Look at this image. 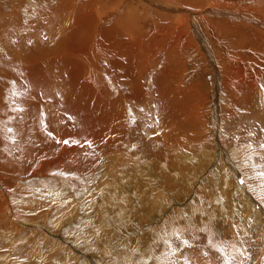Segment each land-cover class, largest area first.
I'll list each match as a JSON object with an SVG mask.
<instances>
[{
  "label": "rangeland",
  "instance_id": "rangeland-1",
  "mask_svg": "<svg viewBox=\"0 0 264 264\" xmlns=\"http://www.w3.org/2000/svg\"><path fill=\"white\" fill-rule=\"evenodd\" d=\"M42 1L45 0H33L34 4H31L28 0H23L27 7L25 8L26 10L24 9V11L18 8L22 13L16 10L12 12L13 16L16 15L15 17L11 16L13 20L17 22L16 20L19 19L16 26L19 27L21 24L25 27L24 24L35 23L34 20L41 13L39 9L43 7L41 6ZM207 1L205 0L206 4L208 3ZM45 3L46 1L44 5H46ZM48 3L51 4L50 0H48ZM254 3L264 5V0L262 2L261 0L251 2L250 5ZM232 6L234 7V5ZM233 7H230L231 11L234 10ZM125 10L123 8L119 12L114 13L109 21L111 22L120 13L121 15L118 17L123 19L124 16L122 13ZM235 12L238 11L236 10ZM24 33L26 32L21 33L19 37L25 35ZM10 43L15 48L13 45L16 43H12V41H5L4 43L0 35V78H5L3 73H9V62L6 63V61H9L7 60L9 54L13 55L9 50V47H11ZM2 49L3 51H1ZM248 56L251 58L249 60L251 69L248 72L253 74V76H257L255 82L260 79L259 82L262 83L264 88V77L261 79V75L264 74V50H254ZM186 61L188 62L187 65L190 64L189 68L191 70H193L195 65L199 67L197 57H192ZM208 67L211 68L210 70L214 71L215 69L218 71L217 79H219L218 81L221 85L222 81L220 80H222V77L216 64ZM201 69L198 68V71L194 69L193 79L191 78V80H195L197 74L199 76ZM169 70L172 73L174 72V74L178 71V69L173 71L172 68H169ZM157 71L158 69L154 71L155 74ZM154 72L150 74L151 77L154 75ZM27 81L30 82L29 80ZM174 81L176 82V79L165 80L168 84L167 89L170 92L175 90L172 93L176 92V83ZM204 81L207 87H212L213 80L209 75L204 76ZM49 82L50 90L52 92L56 90L60 93L61 97H71L72 99L84 98L88 100L90 104L88 103V108L85 102V112L89 116L87 118L89 122L93 120L91 116L96 119V116L102 110L113 109L114 107L110 102L122 91V86L120 87L117 83H114L117 87L115 89L116 93L109 92L106 89L89 90L88 88L86 89V86L82 85V80L75 82L62 81L58 77L57 71L54 70L50 71ZM149 82L151 86L149 83L150 87L146 89V97H150L153 90V81L151 78ZM14 83L16 84L11 88L13 91L21 87L19 82L14 81ZM171 88H174V90H171ZM22 91L24 92L23 87ZM25 93L27 96L31 95L32 97L33 95L32 89L26 90ZM188 94L187 97L189 100H186V94L180 95L185 99L184 102L186 105L181 101L178 102L177 107L179 109L183 106L185 110H188V117L186 118L191 119L194 116L191 110H194L195 103L198 102V96L195 90L189 91ZM225 95L222 97L223 100L221 99L223 102L219 101L216 112L210 113V111L204 109L205 125H203L200 119L201 122L199 121V124L193 123L191 126H188L192 121L186 120L184 125L186 129H183L182 125L179 129L181 130L180 133H174L178 130L173 132L175 135H179V141L176 139V148H163L164 151L163 149L160 150L162 148L159 143L160 141L155 142L153 140V143L149 144L150 146L147 145V153H145L147 156H145L143 154L144 149L138 148L137 152L136 149L128 148L122 142L119 145V149L115 150L123 154L122 157H119L120 160H118L119 158L116 159L119 156L117 153L114 154L108 151L109 144L114 138L113 135L116 137L117 134L116 131H111L107 133L109 136L103 139L102 137H97L98 140L82 142L81 150L75 153L72 152L73 155L70 156L69 163H63V165H70L72 162H74L73 165L76 164V168L72 165V167L68 168L63 167L69 170V175H60L58 173L41 175V173L36 171L35 160L40 158L41 160L37 164H42L41 166L45 167L46 164L48 166L51 162L61 158L63 154L67 156L69 153H66V144L62 143V141H67L66 132H60L63 127H58L57 129L59 130H57L54 136L52 135L51 139L45 137L46 142H51V140L52 142L49 145L50 148L44 150L45 153H43L42 157L36 155L29 158V160L25 159L26 162L22 159L21 166L14 167L12 164L5 165V169H8L9 172L7 174L1 172L0 176H4L5 179L12 176L11 178L16 183L13 181L15 184L14 189L9 190L7 183H1L0 181V264H205L204 261H206V264H264V176L261 175L262 171L264 173V147H261V145H264V121H260L262 124L261 127L249 128L250 130L245 129L254 123L252 122V118L256 113H260L259 110H261L264 117V101L258 98L259 95H257L253 88L239 93V96H236V103L234 102L235 104L232 106L234 108L233 114L235 115L232 125H225L223 116V110L227 104V95ZM194 97L196 98L194 99ZM178 98L180 99V97ZM8 100L9 95L6 97V101ZM143 103H140L141 106H139L142 107ZM2 106H5L4 100L0 104V107ZM211 111H213V107ZM6 116L9 117L7 121L8 127L12 129V132H9L7 135L12 138V142L9 139L5 140L4 143L8 149L3 148L1 149L2 152L11 153L13 148L9 149V146L15 147L18 145L23 154V140L26 143L28 142L30 150L40 148L36 129L37 127L38 129L41 128L43 126L42 123H29L28 128L23 129V133L25 134L18 137L17 132L22 130V114L16 104H12L11 108L6 111ZM63 118L61 115V119ZM126 118L128 124L126 126L130 128L133 126L132 124L138 121L139 116L134 112L128 114ZM66 120L57 123L62 126ZM242 120L245 124L241 123ZM128 121H130V124ZM186 122L188 123L186 124ZM42 128L45 129L43 131L45 134L48 129L47 127ZM166 130L169 131V128H166ZM149 131L151 133L149 132V135L147 134L145 141L143 139L145 144L153 136L155 140L162 137L158 133L161 131L159 128L158 132L154 130ZM46 135L49 134L46 133ZM151 151H154L153 157ZM180 152H185L188 156H192L196 162L193 161L194 163L191 164H183L181 170H174L173 167L181 164L180 160H182V156ZM130 154L132 156L134 154V156L132 157ZM121 158L123 159L121 160ZM220 158H223L225 164L229 162L228 164L233 169V176H231V183L228 187H223L221 179L219 180L214 174L219 169ZM169 160L175 165L173 166L170 162L167 163ZM5 161L9 162V158L6 157ZM140 162L143 164L140 165ZM81 166L82 170H80L82 173L78 170ZM242 166L244 167L242 168ZM26 168L32 169L27 170ZM126 170H129L130 173L133 172V174L131 173L126 176ZM9 173H13V175H9ZM69 180L73 182V185L69 183L65 184V181ZM158 180L164 181L160 183ZM124 182L126 185H124ZM124 186L127 188H124ZM218 198L222 199L220 200ZM140 199L141 201H139ZM161 201H163V205ZM158 203L160 205L159 207ZM125 216L128 220H126ZM167 221L169 224L166 223ZM181 226L184 230H181ZM112 229L115 230L113 231ZM152 229L156 230L157 233ZM176 230L178 233H176ZM182 232L184 235H182ZM159 233L160 235H157ZM176 235H180L184 240L180 239V237L177 239L178 236ZM121 237L125 239L122 240L123 238ZM171 238L174 240H171ZM214 240H217L216 243ZM112 241L115 245L110 243ZM164 241L166 242L164 243ZM181 241H187V246L182 244ZM120 244L122 246L124 245V247L126 245L127 249ZM178 244L180 247L177 246ZM217 249L220 250L218 251ZM162 252L164 253L161 254ZM158 253L160 256H158ZM153 257L155 258L154 262Z\"/></svg>",
  "mask_w": 264,
  "mask_h": 264
},
{
  "label": "bare ground",
  "instance_id": "bare-ground-1",
  "mask_svg": "<svg viewBox=\"0 0 264 264\" xmlns=\"http://www.w3.org/2000/svg\"><path fill=\"white\" fill-rule=\"evenodd\" d=\"M28 1L31 4L33 3V0ZM45 1L46 5H44ZM45 1H42L41 6L43 7L39 9L41 10V13L37 15L36 19L34 20L35 23L24 24L25 27L19 23L20 25L18 27L16 26V23L19 19L16 20L17 22H15L11 17L13 16L12 12L15 10L21 11L27 8L25 2H23V0L16 2L13 0H0L1 38L4 40V43L5 41H12V43H16L13 45L15 48L12 47L11 43V47H9V50L13 54H9V57H7V60L9 61H6V63L9 62V73H3L5 78H0V104L3 102V100L5 102V106L0 107V173L3 172L7 174L9 172L8 169H5L7 164H12L14 167L19 165L21 166L22 159H24L26 162L25 159L29 160V158L36 155H40L38 157H42L43 153H45L44 150H48L50 148L49 145L52 142V140L51 142H46L45 137H49V139H51L52 135L54 136L57 133V130H59L57 129L58 127H63L60 132H66V140L69 141V143L66 144V153H69L67 156L66 154H63L61 158L51 162V164L48 166L46 164L45 167L41 166L42 164H37L40 162V158L35 160L37 167L36 171L41 173V175H51L52 173L69 175V170L67 168L72 166L75 167L76 164L73 165L74 162H72L70 165H63V163H69L70 156L73 155L72 152L75 153L76 151L81 150L82 142H92L98 140L97 137H102L103 139L106 136H109L107 133L111 131H116L117 134L116 137L113 135L114 138L109 144L108 151L114 154L117 153L119 156L116 157V159L122 157L123 155L122 152L115 151L119 149V145L122 142L127 145L128 148L136 149L137 152L138 148L144 149L143 154H145L147 153V145L152 144L153 140L155 142L160 141L159 143L162 147L160 150L163 148L168 149L175 147L177 145L176 141H179V135H175L174 133H180L181 130L179 129L182 125L183 129H186L184 128L186 120L192 121L188 124V126H191L193 123L199 124L200 119L203 125H205V115L203 114L204 109H207L210 111V113L216 112L219 101L223 102L221 99L224 94L227 95V101L225 100L227 104L223 110L224 124L226 123L225 125H232V121L234 120L235 116L233 114L234 108L232 106H234L236 103V96H239V93L246 92L247 90L253 88L257 95H259L258 98H261L264 101V88L262 83L259 82L260 79L255 82V80H257V76H253V74L248 72L251 69L249 61L251 58L248 56V54L253 53L254 50H264V5H261L260 3H254L253 5H250L251 2H257V0H208L207 4L205 3V0H55L53 2L50 0L51 4L48 3V0ZM262 1L263 0H261V2ZM232 5H234V7ZM230 7H233L234 10L231 11ZM123 8L126 9L124 13H122L124 18L121 19L118 17L121 15L120 13L110 22L109 19L113 16V14L119 12ZM236 10L238 12H235ZM23 32H26L24 33L25 35L19 37V35H21ZM1 51H3V49ZM192 57H197L199 61V67L198 65H195V67L191 65L193 70L189 68L190 64L187 65L188 62L186 61ZM215 64L222 77V80H220L222 81L221 85L219 84V79H217L218 71L215 69L214 71L210 70L211 68L208 67H212ZM169 68H172L173 71L178 69V71H176L174 74V72L172 73ZM198 68H202L199 76L197 74V78L195 80H191L194 75V69H197L198 71ZM156 69H158V71L155 74L154 71ZM51 70L57 71L58 77L64 82H75L77 80H82V85L86 86V89L88 88L89 90L106 89L109 90V92H115L117 87L114 85V83H117L120 87L122 86V91L117 94L113 101L110 102V104L114 107L113 109L102 110V112L96 116V119L91 116V119L93 120L89 122L87 119L89 116H87L85 112V102L87 107L90 102L84 98L72 99L71 97H61L60 93H58L56 90L52 92L50 90L49 84V75ZM153 72L154 75L151 77L150 74ZM207 75H209L213 80L212 87H207L205 85L206 83L204 81V76ZM263 77L264 74L261 75V79ZM150 78L153 81V90L150 97H146V89L151 86V83L149 82ZM171 79H176V82L174 81L176 83L175 93H172L175 91L174 88H171V90H174L171 92L169 89H167L168 84L165 82V80ZM14 81L19 82L21 87L13 91L11 88L16 84ZM22 87L24 92L22 91ZM28 89H32V97L31 95L27 96L25 93V91ZM194 90L198 96V102L195 103L196 105L194 110H191V113H193L194 116L192 114L190 115H192L193 118L187 119L186 117H188V110H185L183 106L178 109L177 104L178 102L182 101V103L186 105L184 102L185 99L181 96L186 94L187 97V95H189V91ZM8 95L9 100L6 101V97ZM114 95H112V97H114ZM178 97H180V99ZM195 98L196 97H194V99ZM186 100H189V98L187 97ZM140 103H143L142 107H140ZM12 104H16L22 114V130L17 132L18 137L25 134L23 133V129L28 128L29 123L43 124L41 128L38 129L37 127L36 129L37 140L38 144H40V148L30 150L28 147V142L26 143V141L23 140V154L22 151H20L18 145L15 147L9 146V149L13 148L11 153H5L1 151V149L7 148L4 143L5 140L9 139V141L12 142V138L7 135L9 133L7 131V128H9L7 122L9 117L6 116V111L11 108ZM212 107L213 111H211ZM134 112L138 114L139 119L136 118L138 121L134 124H132L133 122L131 121L133 126L128 128L126 126L128 125L126 117L128 114ZM259 112L260 113H256L255 115L253 114L254 117L252 118V122H254V125L252 124L250 127L247 126L248 128L246 127L245 129H252L258 126L261 127L262 124L260 121H264V117L261 110H259ZM61 115L64 117L63 119H61ZM63 120H66L65 124L62 126L58 124ZM129 122L130 121H128V123ZM187 123L188 122H186V124ZM241 123H244L243 120ZM42 127H47L48 129L45 134L43 133L45 129ZM158 128L161 130L160 132H158ZM166 128H169V131H167ZM149 130H154L155 132L160 133L162 137L155 140L153 136V138L147 141L145 144V137L150 132ZM46 133L49 135H46ZM38 150L40 151L38 152ZM151 153L153 157L154 151H151ZM145 156L147 155L145 154ZM181 156V164L177 167H173L174 170H181L183 164H191L196 162L192 156H188L185 152H182ZM6 157L9 158V162L5 161ZM122 159L123 158H121V160ZM118 160H120V158ZM169 162L170 160L167 163ZM140 163V165L143 164L142 162ZM172 163L170 162V164ZM223 163V158H220L218 166L219 169L214 172V174L219 180L221 179L222 183H220L223 187H228L231 183V176H233V169L231 165L228 164L229 162L226 163L227 165ZM172 165L174 166L175 164ZM127 166H129V164H127ZM243 167L244 166H242V168ZM10 169L12 168L10 167ZM26 169L30 170L32 168ZM80 169L82 170V166L78 170ZM81 170L80 172L82 173ZM129 170H126V176L130 175L131 173L133 174V172L130 173ZM9 175H13V173H9ZM0 177L1 183H7L9 190L12 188L14 189L15 184L13 181L15 180L11 178L12 176H9L8 179H5L4 176ZM166 180L168 179L166 178ZM163 181L164 180L160 181V183ZM65 182V184L69 183L73 185V182L70 180ZM125 182L124 185H126ZM124 188L127 187L124 186ZM218 199L221 200L222 198ZM139 201H141V199ZM162 202L163 201H161V204ZM159 206L160 205L158 203V207ZM121 207L124 209L123 206ZM120 213L122 212L120 211ZM126 220H128V218H126ZM166 223H168V221ZM108 225L110 226V224ZM182 228L183 227L181 226V230H184ZM160 233L157 235H160ZM176 233H178L177 230ZM182 235H184V233ZM178 237L184 240V238H181L180 235ZM124 239L125 238L122 240ZM154 239H156V237H154ZM171 240L174 239L171 238ZM158 241H160V239ZM165 242L166 241H164V243ZM110 243L112 244L113 241ZM116 243H118V241H116ZM177 246L180 247L179 244ZM122 247H124V245ZM167 248L169 247L167 246ZM147 252L149 253L148 250ZM163 253L164 252L161 254ZM158 256H160L159 253ZM154 260L155 258L153 259V262ZM157 260L159 261L158 258ZM161 260L163 261V259ZM204 262L206 264V261Z\"/></svg>",
  "mask_w": 264,
  "mask_h": 264
},
{
  "label": "snow or ice",
  "instance_id": "snow-or-ice-1",
  "mask_svg": "<svg viewBox=\"0 0 264 264\" xmlns=\"http://www.w3.org/2000/svg\"><path fill=\"white\" fill-rule=\"evenodd\" d=\"M7 131L8 132H12V129L11 128H7ZM62 143L67 144V143H69V141H62ZM261 147H264V145H261ZM261 175L264 176V173H261ZM177 239H179V237H177ZM181 243L184 244L185 246H187V241H181ZM217 250L219 251L220 249H217Z\"/></svg>",
  "mask_w": 264,
  "mask_h": 264
}]
</instances>
